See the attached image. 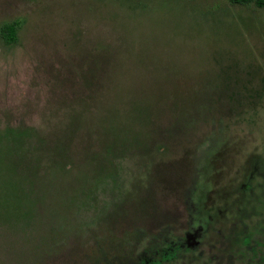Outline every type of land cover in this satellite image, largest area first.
Wrapping results in <instances>:
<instances>
[{
	"label": "rangeland",
	"instance_id": "1",
	"mask_svg": "<svg viewBox=\"0 0 264 264\" xmlns=\"http://www.w3.org/2000/svg\"><path fill=\"white\" fill-rule=\"evenodd\" d=\"M0 264H264V6L0 0Z\"/></svg>",
	"mask_w": 264,
	"mask_h": 264
},
{
	"label": "trees",
	"instance_id": "2",
	"mask_svg": "<svg viewBox=\"0 0 264 264\" xmlns=\"http://www.w3.org/2000/svg\"><path fill=\"white\" fill-rule=\"evenodd\" d=\"M228 1L232 4H237V5L255 3V5L258 8L264 6V0H228ZM19 26L20 24L17 21L2 25L0 27V38L7 44L14 43Z\"/></svg>",
	"mask_w": 264,
	"mask_h": 264
}]
</instances>
